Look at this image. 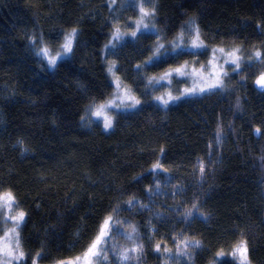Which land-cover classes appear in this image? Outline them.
<instances>
[{
    "label": "trees",
    "instance_id": "1",
    "mask_svg": "<svg viewBox=\"0 0 264 264\" xmlns=\"http://www.w3.org/2000/svg\"><path fill=\"white\" fill-rule=\"evenodd\" d=\"M121 2L0 0V193L10 190L15 208L27 213L19 228L26 264L81 256L117 205L121 225L130 221L139 229L143 251L132 264H175L174 237L181 232L201 242L188 249L187 264H240L232 255L240 241H247L250 264H264V85L256 83L264 63L242 64L240 74L232 70L222 79L224 91L167 108L153 100L157 95L140 76L158 78L196 53L164 57L166 63L135 71L158 39L167 46L190 22L208 49L240 47L245 59L254 50L264 53V0H154L156 15L147 19L161 35L146 32L138 41L126 36L118 53L107 55L143 105L116 113L107 131L97 121L82 124L81 117L92 100L102 103L113 95L104 46L113 23L130 33L138 18L136 8L123 11ZM73 28L74 54L42 69L30 38L39 41L42 34L49 42ZM199 55L205 58L206 52ZM171 80L179 94L180 79ZM157 160L173 179L165 185V175H159L163 192L149 199V169ZM198 160L205 165L203 176ZM175 185L187 191L174 196ZM131 196L151 211H129L124 202ZM194 196L207 219L193 210L185 221ZM157 211L166 218L158 219Z\"/></svg>",
    "mask_w": 264,
    "mask_h": 264
},
{
    "label": "snow or ice",
    "instance_id": "2",
    "mask_svg": "<svg viewBox=\"0 0 264 264\" xmlns=\"http://www.w3.org/2000/svg\"><path fill=\"white\" fill-rule=\"evenodd\" d=\"M149 2L153 3V7L151 10L145 8L143 3H138V0H132V3L137 6L140 14V18L133 21L135 31L124 33L115 23L112 24L113 30L110 33L111 40L104 46L106 61L107 55H116L118 53L119 47L122 46L121 42L125 40L126 36L130 37L133 41H138L140 39V36L144 35L146 32H151L157 37L161 35V30L157 29L154 24L150 26L148 23H145L146 18H154L156 15L154 0H149ZM186 27H188V31L190 34L188 40V48H190L192 52L201 49L207 52L208 48L201 40L198 27H196L195 25H186ZM77 35L78 30L76 28H73L70 33L65 34L64 42L59 46V51L56 53V55H52V49H50L44 43L42 34L39 37V43L41 46L37 47V37L35 35L30 38L29 43L33 46V49L37 56L42 57V59L47 62V65L49 67H55L58 60H64L65 58L70 57L74 54V41ZM188 48L185 47V37L183 33L179 34L176 39L172 40L167 46L163 43H160L158 39L155 45L150 47L152 55H150L147 60L143 62V64L136 65L135 71L140 74L146 67L157 66L160 63H166L167 61L163 59L164 57H176L185 54ZM241 51L242 49L240 47H233L230 50H225L222 47L212 48V58L209 61L210 71L206 76L204 75L203 65H201V67L197 69L194 65L189 67V62L184 61V63L179 67H170L158 78L145 77L144 75H141L140 79H146V88H151L153 90L160 85L161 81H167L170 86L171 79L174 75L177 77L191 79V87H185L180 91V95H173L169 91L166 93V95L153 97L154 101L159 102L165 108H167L169 104L181 101L182 99L213 94L217 91H224L225 85L223 83L222 77L228 75V73L224 70L225 65L232 67L233 71L236 74H240L244 71V69L241 67L242 64L251 66L253 62L264 63V53H262L260 50H254L252 56L248 59H245L239 55ZM217 53H219L221 59H223V65L217 62ZM106 67L108 73L114 78L113 85L115 91L112 95V98L102 103L97 102L96 100H92L85 109V115L81 117L82 124L87 126H91L96 122L94 118H102L103 128L105 130L111 129L114 126V117L108 115L110 111H116L117 113L138 111L143 106L142 101L136 95H134L133 90L125 86L121 82L120 78L115 76V71L117 69L116 62L107 61ZM256 83L259 85H264V72L260 73L256 80ZM237 104H239V101H237ZM221 132L222 129L218 126L216 130V139L218 143L221 139ZM160 152L161 155H163L164 149L161 148ZM198 168L201 176H203L205 165L202 161L198 160ZM149 172L153 175L154 179V190L152 188H149L147 190V195L149 199H151L152 197L160 195L163 192L160 181L157 179V177L161 174L165 175V185L170 184L173 177L169 173L168 169L165 168L159 160L152 164ZM185 191L187 190L182 185H175L172 194L175 196L177 193H183ZM193 199V209H185L183 213V219L187 221L192 218L193 210H195L198 216L207 219V217H204L200 212L198 203L195 202V196ZM14 204H16V198L10 190L0 193V209H7L9 212H11ZM124 204L129 211L137 207L141 210L151 211L150 205L143 204L135 196L129 197L124 202ZM174 210L179 211V208ZM120 211L121 207L117 205L113 209V212L116 213V215L110 214L104 218L97 235L89 244L85 253L83 254L84 264H93V258L100 259L103 257V254L106 251L107 241L111 239V233L113 230L120 232L127 239L134 241L131 248L124 249L120 253L121 264H132V260L138 257L139 254L143 251V245L140 243H135L136 240H139L141 238L137 225L130 221H126L124 223L127 224V229H121L120 225L122 222L119 219ZM26 216L27 213L21 210L16 212L15 215H6L4 217V222L8 223L10 220L13 224V227L6 228L4 230V236H0V264H26V253L21 247L19 234V228L24 223ZM155 216L158 219L166 218L164 217V214L159 211L155 213ZM149 227L152 232L157 231V229L151 228V225H149ZM174 240L177 244V253H182L184 255L189 254V248L200 247L201 245V242L199 240H196L194 237H189L183 232L174 237ZM155 248L157 251H160L161 245L157 243L155 245ZM164 252L165 254H171L170 250L167 248L164 249ZM247 253V241H240L234 246L232 255L234 257L237 255L239 256L240 264H250ZM217 255L218 257H220L223 255V253L221 252ZM36 257L42 258V254L37 253ZM31 264H36L35 258L32 259ZM58 264H71V262L60 261L58 262Z\"/></svg>",
    "mask_w": 264,
    "mask_h": 264
},
{
    "label": "rangeland",
    "instance_id": "3",
    "mask_svg": "<svg viewBox=\"0 0 264 264\" xmlns=\"http://www.w3.org/2000/svg\"><path fill=\"white\" fill-rule=\"evenodd\" d=\"M122 2L120 3V5L118 6L121 10L123 11H126L128 9H131L132 7L133 8H136L137 9V6L134 5L132 3V0H121ZM138 3H143L144 7L149 9L150 10V7H149V0H138ZM140 18V14H139V11H138V18ZM136 19V20H137ZM145 23H148L150 26L152 25L148 19L146 18L145 19ZM192 25H195L193 22H190L188 24V26H192ZM196 26V25H195ZM135 29V27H134ZM71 31H68L66 33H63L61 35H56L57 37L55 38H51L52 40L49 41V42H44L50 49H52V55H56V53L59 51V46L64 42V38H65V34L67 33H70ZM182 33L185 37V47L188 48V40H189V31H188V27L183 29L182 30ZM41 46L39 41H37V47ZM219 47V46H217ZM215 46H212L208 49V51L206 52V56L205 58H199L200 57V53H201V50H198V51H195L194 54H198L199 57H196V54L195 56L190 59V58H186L184 61H188L189 62V67L191 66H195L197 69H199L201 67V65L204 66V75L206 76L208 74V72L210 71V67H209V61L211 60L212 58V52H211V49L212 48H217ZM33 49V46L31 47ZM224 48V47H222ZM225 50H230V49H227V48H224ZM33 52L34 49L32 50ZM187 52H191V50H187ZM184 55V54H183ZM217 56V62L221 65H223V59H221L220 57V54L217 53L216 54ZM171 58H174V57H171ZM66 59V58H65ZM62 60H58V62H60ZM39 62H40V65H41V68L42 69H45V68H49V69H53L54 67H49L47 65V62L42 59V57L39 56ZM57 62V63H58ZM184 63V62H183ZM182 63V64H183ZM181 64V65H182ZM180 66V65H179ZM177 66V67H179ZM224 70L229 74L233 69L232 67L230 66H227L225 65L224 66ZM115 76L116 77H119L116 72H115ZM161 76V75H160ZM110 78H111V82L113 83V76L110 75ZM120 78V77H119ZM175 78H178L180 79L178 82V86L180 85V89L178 90H183L185 87H191L192 85V81L191 79H186V78H182V77H177V76H173L172 79H175ZM182 79V80H181ZM222 79H224V77H222ZM121 82L127 86L128 88L129 85L125 84L124 81L120 78ZM172 82V80H171ZM184 85V86H183ZM114 86V85H113ZM161 88H155L153 90V92L159 96V95H166L167 92H171L173 95L176 94V92H173L171 89V85L169 86L168 83H166L165 81H161L160 82V85H159ZM157 86V87H159ZM164 88V89H163ZM131 89V88H130ZM161 89H163L161 91ZM148 90V88H147ZM115 91V88L113 90V93ZM159 91V92H157ZM134 93V92H133ZM135 95V94H134ZM176 95H180L179 94H176ZM112 96L109 98L111 99ZM162 105V104H161ZM116 111H110L108 113V115L114 117V123H115V115H116ZM99 124L100 126L103 128V123H102V118H94ZM104 129V128H103ZM112 129V128H111ZM111 129H107V131H110ZM15 204L13 205V208H12V211L9 212L7 209H0V236H4V230L6 228H11L13 227V224L11 223V221L9 220L8 223H5L4 222V217L6 215L8 216H11V215H15L16 212H18L19 210H17V208H15ZM121 229L122 230H126L127 229V225L126 224H123V225H120ZM133 243L134 241L133 240H129L127 239L124 235H122L120 232H117L115 230L112 231L111 233V239L107 241V244H106V251L104 252L103 254V257L100 258V259H96V258H93V264H121V258H120V253L124 250V249H128V248H131L133 246ZM135 243H138V240L135 241ZM84 254V253H83ZM83 254L81 256H78L72 260H69V261H65V262H71V264H84L83 262ZM238 256V255H237ZM239 257V256H238ZM175 264H187L189 262V259L187 256L183 255V254H180V253H177L174 255V261H173ZM58 264V263H56Z\"/></svg>",
    "mask_w": 264,
    "mask_h": 264
}]
</instances>
